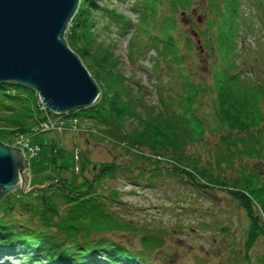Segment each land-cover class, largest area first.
Here are the masks:
<instances>
[{"label":"trees","instance_id":"16d2710c","mask_svg":"<svg viewBox=\"0 0 264 264\" xmlns=\"http://www.w3.org/2000/svg\"><path fill=\"white\" fill-rule=\"evenodd\" d=\"M248 3L264 7V0ZM243 6V0L139 1L140 21L136 24L137 34L130 41L132 54L135 50L142 54L149 47L155 48L154 67H161L162 60L168 71L175 68L179 85L163 89L166 85L160 84L162 96L163 92L172 93L173 99L163 98L162 107L143 108L139 95L134 93L127 79L113 69L109 56L100 57L106 49L98 46L97 35L93 36L91 29L98 22L91 8L101 9L107 18L105 26L113 21L121 32L131 23L129 17L113 8L98 6L95 0H79L68 23L66 40L76 53L86 56L95 70L94 77L103 81L97 100L71 114L91 118L111 136L121 137L135 156L127 164L100 163L92 178L86 177L83 163L80 181L73 177L69 183L65 177L59 180L58 175L48 174L47 181L57 178V183L52 185L57 193L46 195L47 190L38 191L44 204L37 210L43 215L39 216L37 226L26 227L19 220L7 218L12 211L7 208L0 214V254L3 253L5 259H13V264H156L109 238L113 231L137 228L130 221L120 219L112 209L117 202V191L105 194L100 186L103 179H114L119 171L133 176L135 171L139 175L149 172L153 176L162 169L158 166L161 161H169L175 172L185 174L187 182L201 189L216 187L225 191L243 208L248 226L241 246L242 261L264 264V251L255 259L251 257L258 240L264 241V179L253 164L258 159L264 161V139H260L261 128H257L264 117L260 108L264 89L262 84L248 76L242 77L238 71L241 51H238L237 41L253 24ZM184 13L196 16L191 25L204 22L201 29L192 33L203 38V48L208 49L212 43L216 53L220 51L222 55L213 83L215 102L211 131H219L220 136L219 141L211 143L214 155L206 161L211 166H205L200 155L189 158L184 154L187 145L206 138L209 127L195 106L203 92L201 82L199 78L194 80L190 71H185L187 63L180 51V42L190 49L192 41L186 31L182 34L177 31ZM42 118L44 114L37 106L33 89L13 82L0 83V136L3 125L29 132ZM236 163L240 165L231 181L225 180V174L218 176L215 172L223 168L230 171ZM22 202L21 205L26 203ZM144 237L145 234L141 236Z\"/></svg>","mask_w":264,"mask_h":264},{"label":"rangeland","instance_id":"374dc122","mask_svg":"<svg viewBox=\"0 0 264 264\" xmlns=\"http://www.w3.org/2000/svg\"><path fill=\"white\" fill-rule=\"evenodd\" d=\"M95 1L98 6L113 8L128 16L131 21L126 30L121 32L113 21H109L106 27V14L101 12V9L91 8L98 20L95 26L91 27L93 36L97 35L98 46L106 49V53H101L100 57L109 56L113 69L127 79L134 93L139 95L138 100L144 105L143 108L152 105L162 107L161 100L165 97L172 100L175 95L163 92L162 96L159 85L165 84L166 87H162L163 89L172 86L177 88L179 85L176 69L168 71L162 60L161 67H154L157 54L155 48L149 47L142 54L136 50L132 54L130 48V41L137 34L136 24L140 21V0ZM243 1V7L248 11L253 24L237 41L238 51H241L240 58L237 59L238 71L242 77L248 76L256 83L262 84L264 89V7L252 5L248 3L249 0ZM201 13L205 15L203 10ZM195 18L196 16L190 17L186 13L181 15L177 31L181 34L186 31L191 37V48L187 49L182 41L180 51L187 63L185 71H190L194 80L199 78L198 81L201 82L203 92L200 93L195 106L205 117L209 127L205 139L191 143L183 150L189 158L200 155L205 166H211L206 163L214 155L211 143L219 141L220 136L219 131H211L214 126L213 83L214 73L222 64V55L220 51L216 53L212 43L208 49H204L203 38L192 35L204 24L202 21H195L196 23L191 25ZM68 32L67 25L65 40ZM66 42L68 44L67 40ZM69 47L72 48L70 45ZM79 56L100 89L103 80L94 77L95 70L89 65L86 56L83 57L81 54ZM260 108L264 114V96L261 98ZM80 118L85 123V131L55 130L32 133L30 136L37 134L31 140L32 143H38L36 155L28 150V145L24 141L28 140V131H21L20 128L13 126H2L0 140L22 148L26 154L30 176L28 188L48 183V174L58 175L59 180L65 177L69 183L73 177L80 181L82 179L80 167L83 163L86 165L84 166L86 177L92 178L97 166L102 162L115 161L127 164L133 161L135 155L127 149L121 137L111 136L105 131L104 126L96 125L91 118L84 116ZM129 127L130 122L126 124L125 129ZM257 128H261L260 139H264V117ZM237 130L240 131L239 128ZM262 145L264 147V141ZM249 161L253 163L252 160ZM253 164L264 179V161L258 159ZM239 165L236 163L230 171L223 168L215 172L218 176L225 174V180L231 181ZM158 166L162 169L153 176H150L149 172L139 175V172L135 171L136 175L133 176L119 171L114 179L102 180L101 192L108 194L109 191L116 190L118 193L117 202L113 201L112 209L120 219L130 221L137 228L134 231H113L109 238L139 253L148 261L154 260L156 264H245L242 261L241 246L248 218L243 208L225 191L216 187L201 189L187 182L185 174L175 172L169 161H161ZM146 168L148 170L149 167ZM57 178H53L44 188L25 193L17 188L8 192L0 200V214L7 208L12 210L7 218L19 220L26 227L37 226L39 216H43L37 210L44 204L37 193L45 190L46 195L57 193V189L52 186L57 183ZM22 201L26 203L21 205ZM58 209L60 212L62 207L59 205ZM57 216L58 213L55 218ZM143 234L145 237L141 238ZM263 251L264 241L260 238L256 248L251 252V257L255 259V256Z\"/></svg>","mask_w":264,"mask_h":264},{"label":"water","instance_id":"95a60500","mask_svg":"<svg viewBox=\"0 0 264 264\" xmlns=\"http://www.w3.org/2000/svg\"><path fill=\"white\" fill-rule=\"evenodd\" d=\"M79 0H0V83L32 88L52 112L91 106L100 89L64 33ZM22 148L0 141V200L29 185Z\"/></svg>","mask_w":264,"mask_h":264},{"label":"built area","instance_id":"2783aa9c","mask_svg":"<svg viewBox=\"0 0 264 264\" xmlns=\"http://www.w3.org/2000/svg\"><path fill=\"white\" fill-rule=\"evenodd\" d=\"M38 99H39L40 108L45 109V106L42 104V99H41V97H38ZM63 123H64V121H63L62 118H60V117H56V118H47L46 120H44V121L40 124L39 129H40V130H48V129H53V128H58V129H60V128H62ZM70 125H71L72 128H75V126H76V119L71 120ZM24 141H25V142L27 143V145H28V150H29L31 153L35 154V153L37 152V150H38L37 145H31V144L29 143L28 140H24Z\"/></svg>","mask_w":264,"mask_h":264},{"label":"bare ground","instance_id":"6f19581e","mask_svg":"<svg viewBox=\"0 0 264 264\" xmlns=\"http://www.w3.org/2000/svg\"><path fill=\"white\" fill-rule=\"evenodd\" d=\"M0 260H1V257H0ZM0 264H3V263H0Z\"/></svg>","mask_w":264,"mask_h":264}]
</instances>
